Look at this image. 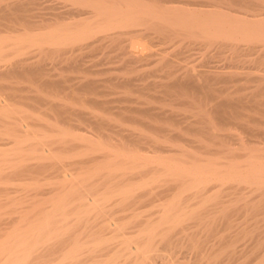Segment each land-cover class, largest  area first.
I'll return each mask as SVG.
<instances>
[{
  "label": "bare ground",
  "instance_id": "6f19581e",
  "mask_svg": "<svg viewBox=\"0 0 264 264\" xmlns=\"http://www.w3.org/2000/svg\"><path fill=\"white\" fill-rule=\"evenodd\" d=\"M46 1L48 2L50 0H5L4 3H0V26L3 27L0 28V32L4 33L2 34L4 36H0V58H2V52L4 54L6 49L11 48H13L11 51L17 50V53H15L13 57L22 53L27 55L24 57L23 55H21L22 57H14V59H11L9 56L10 59L8 58L5 61V64L3 63L4 60L1 59V61H3L1 62L3 63V66L2 69L0 68V75L16 74L21 75V79L23 76H25V78L28 76L31 78L30 80H32L31 83H37V85H47L52 87V89L65 88V79H53V74L50 73L52 77L48 74L51 71H46L47 73L45 72V69L48 70L46 67L44 71H42L44 72L43 75L46 74V78L43 77L42 72L40 73V71L43 70L45 61H43L44 57L41 58L38 54L49 49L50 47L47 45H51L53 49L59 53H56L57 56H54L53 59H59L64 62L69 60L68 67L72 66L73 68H80V65L82 66L81 60H78L76 56L78 55L79 58L80 53L82 54L84 50L91 51L96 49L94 43L101 38L93 40L91 36L93 34L95 35V32L97 31L103 32V35L100 36L99 34L102 38L106 37L119 40L122 36H127V39L130 41V47L119 46L117 48H127L128 51H134L136 49V51H138L146 48L147 41L145 38L151 34L150 31H148L149 29H153L151 31L163 34V36H168L172 33H181L186 37H200V39L202 38L205 42H226V45L227 43H230L231 45L229 44V46L232 51L239 49L237 48L239 42H261L264 45V0H194L197 2V5L203 6L202 8H197L196 6V8H189L188 6L187 8L178 6V4L165 5V3L172 0H67L68 4H71V6L68 5L69 7H67V1L65 2L66 6H64V8H62L60 4L61 7H59V5L56 7L55 5V8L53 5H50L47 6V8H50V10L54 9L52 12L50 11L46 14H40L41 16H37V13H34L35 7ZM187 1L189 0H185V3H187ZM21 4L23 6L24 4L31 6L30 8H27L28 6L26 7L25 5L24 9ZM17 6L23 8V10L18 9L20 12H23L20 13L16 10L15 7ZM47 8L44 7L46 10ZM32 9L34 10L33 12L31 11ZM15 11H18L19 13L17 12L18 14L14 15L13 12ZM51 22H57V25L61 24L63 26L58 25L56 28L51 27L52 29H48L47 27L45 29L44 25L42 27L45 30H41L42 27L40 28V24H46L47 26V24ZM28 24L31 25L32 28L29 27L30 29H27L26 27ZM19 25L26 27L21 28L22 26L20 27ZM34 25L35 27L33 28ZM72 25L74 27H68ZM87 36H89L92 41L83 42L87 39ZM89 37L87 40H90ZM34 45H36V50L39 53L37 52L38 54H34V56L32 54L28 55V53H31L28 52V49L30 51L31 48H35L33 47ZM252 48L253 47H249L248 49L251 50L248 51H252ZM262 50H264V46H262ZM12 52L14 53V51ZM149 54L150 53H148V55ZM35 56H37V59L32 60ZM185 56H187V54ZM232 57L229 55L230 59H234L236 56L234 55ZM131 59L132 57L130 60H124L125 66L128 65L127 62H130ZM161 61H163L166 66L172 65L169 64L171 61L165 56L161 57L160 62ZM56 62H51V64H54L53 67L58 65V62L57 64ZM163 67H165V65ZM164 69L165 74L167 75L164 76L167 77L168 80L159 83V86L164 88L163 91L168 98L164 101L167 100V102H169L172 99L174 100V97L177 96V98L183 99V101H186L187 103L191 102L190 104L186 103L187 106H191H184V109L183 107L181 108L182 110L193 113L192 115H196L195 117L197 120H202V123H200L201 121L199 122L193 117L195 118L193 124L197 123L195 126H198L199 123L200 126L192 127L193 130L201 133V136L205 133L223 138L217 133L218 129L216 127V125L221 126L222 124L242 127L243 131H247V137L264 135V125H260V127L258 124L252 126L254 124L249 123L251 125H248L247 123V121L255 119V117L256 119L257 117L261 119L264 116V102L261 100L256 102L257 98L256 100L254 99L256 95L251 97V99L257 103L256 105H254L255 103L253 105H247L245 102L246 100L244 101V97L241 95H237L238 97L234 96L233 93L224 92L222 98L217 99V94L215 95L214 92L219 90V88L216 89L213 87L215 85H213L212 82H209V78L204 71H193L192 69L187 68V71L184 70V75L176 76L173 75L171 67H168L167 70L166 68ZM231 72L233 71H230V74L229 72H226L227 74H220V72H218L219 74H214L212 77L216 79L218 78L223 82V80L226 81V78L228 80L231 76L232 78L235 77V72L234 74ZM248 77L250 78V76ZM243 78H245V76ZM263 78L261 76L260 80ZM199 79H202L203 81L200 82ZM246 79H248L247 75ZM123 83H125L126 86L129 85L126 90H128V93L131 92V85L133 84L132 80L127 78L123 80ZM95 84L96 83L93 79L87 77L83 81L81 80V82L77 83V85L67 87L69 89L68 96L81 102L79 105L73 104L74 106H70V103L69 106H63L60 102H63L65 99L60 96L59 100L62 101H57V103L53 101L50 102L54 104L55 113L58 117L70 122L75 120V118L77 119V117L79 118L85 115L86 112L83 110V107H85V104L87 103L106 105L107 101L104 99L99 100L95 96L90 97V95H86L87 93L84 94L86 90H92L95 88ZM2 88L4 89L5 87L2 85ZM141 88H143V86ZM156 88H158V86ZM175 88H179V91H173ZM82 90L83 92L80 93ZM187 90H195V92H192L194 95H189V97L186 93ZM4 91L6 90L4 89ZM90 92L92 93L93 91ZM104 92L106 93V91ZM95 94L98 96L97 92H95ZM11 95H0V97L2 98L3 96L6 99ZM128 95L131 96L133 94L131 92V94ZM41 96L43 95H40V98ZM55 96L58 97V95L51 94L46 97H49L47 98L49 100L51 99L50 97L54 98ZM130 96L124 98L131 100ZM245 97L249 98L246 95ZM101 98L103 97L101 96ZM197 99L202 102L200 101L198 104L195 103L197 102ZM109 101L111 100L109 99ZM115 101H117V99ZM3 103L0 105V117H3L8 122L10 119L14 120L15 127L12 126V128H15L14 132L18 133L15 135L13 132V137V134L8 132L13 137V139L11 137L13 145L9 150L11 151L10 153L13 152V154H15V156H13V154L11 156L14 158L12 160L13 163L11 164L12 161H9V163L16 169L23 168V166L26 165L24 158L27 160L29 157L27 156L29 155L28 152H26L27 154L24 157L23 154H21L22 151H29L30 153L37 154L39 160H50L54 165L58 166L59 164L58 167L62 169L65 165L64 163H66V161H63L64 163L62 162V155L59 152L58 154L53 149L46 148L48 144L45 146L46 141H50V139L52 140L55 137H60L63 141L64 137H68L71 140H84L90 144V149L92 150H106L107 148L101 142H93L86 136L83 137V135L81 137L78 135L79 133L76 135L74 134L75 132L72 133V131H54L55 127L52 126H54L53 124H55L56 121L49 124L51 126L50 130H53L51 133H46L49 131L39 134L31 133V130H33L32 132L36 131L30 120L33 119V117L30 115H21L22 110L18 105V110H14L17 107L13 105V103ZM169 103L171 104V102ZM65 104L67 103H64V105ZM12 105L14 106V109L11 108L13 107ZM48 107L51 108V104ZM108 109L110 108L108 107ZM119 109L121 110L120 115H124V113L126 114L133 110L141 114L145 112L142 109H139L138 106L136 108L124 106ZM176 110L177 108L170 109L171 112H168L169 115L167 117L173 119L177 114ZM245 110H250L255 114H249L245 112ZM117 113L119 114V112ZM132 113L133 112H131V114ZM88 114L89 113H87V115ZM92 116H94L93 122L97 127L100 128L106 124V117H102V115L97 112H93ZM118 116L119 115H117V117ZM87 119H89V117ZM262 119H264V117ZM83 120L86 121L85 118ZM122 121L120 120V122ZM35 122L36 121H34V123ZM156 122L158 123V121ZM133 123L136 124L135 122ZM260 123L262 124L263 122L260 121ZM0 125L2 126L3 124ZM128 125L130 124H127V127ZM162 126L158 124L154 127L158 130L165 127ZM188 126H190V124ZM28 128H30V131H28ZM162 132H164V130ZM119 137L121 138L120 135ZM241 139L239 140V143L240 141L242 142ZM133 141L135 140L133 139ZM157 141H160V139L156 138L155 143ZM243 141V143L239 144L241 145L240 148H245L246 146L244 147L243 145L245 141L248 143L249 140L243 139ZM200 142L206 145L203 139ZM164 143H166V141ZM222 143L224 142H219L220 147H223L226 154L230 153V156L235 154L234 148L227 147V143L226 145H223ZM149 144L152 143L149 142ZM110 148H112V146ZM110 148L108 150L112 156L105 161L103 160L104 162L97 163L92 169L87 170V166L86 171H80L75 174L74 172H70V174L69 172H66V175H74L73 177L71 176L72 178L68 177L60 180L57 191L55 192L56 197L52 195L55 197L56 203L50 211H40V207L38 208L36 206L40 212L36 213L37 216L34 219H32V214L35 213L36 209L30 210V208L28 210L29 212L25 211L26 213L22 216V220L26 224L23 221L22 222L25 224L24 226L22 222L16 223L17 225H14L15 227L13 226V230L6 236L4 235L5 237L0 240V264H264V149L260 147L250 149L252 154L248 156V158L246 157L247 160L245 161H237L231 159V157H228L227 159L225 158L226 161H220L216 158L217 156L210 158L208 154V158L205 156L206 152L204 154L202 151H198V154L203 153L206 159L201 158L199 160H194L195 158L193 157L194 159L190 158L192 162L186 163L185 160L175 157H163L159 154L158 156L154 155L155 157H147L135 154L137 152L134 151V153H129L120 150L122 147L119 150L117 148ZM0 151L3 152V149H0ZM195 151L194 154L197 155V152ZM5 153L7 154V152ZM68 155L73 157L81 155V152ZM68 155L67 157L63 155V160L64 158H69ZM2 156L3 155H1V157ZM30 156L33 155L31 154ZM33 157L35 158L36 156ZM224 157L227 156L224 155ZM0 162H2L0 163L1 165L3 164L1 167H4L5 162H3V157ZM71 163L83 164L84 161L77 159ZM43 164L44 163H40L38 166L40 167ZM3 172L5 171H2L1 173ZM136 176H138V178H134ZM37 184L36 186H39ZM242 187H246L245 189H247V191L244 192ZM252 196L258 199H254ZM253 199L254 202H252ZM240 212L241 215L244 216L245 221L239 222L238 219L240 218ZM248 221L251 223L249 224ZM261 223L263 230L257 232L256 229ZM7 231H9V229ZM246 237L250 239L251 242L250 246H248V250L251 248L252 251V257L249 255L250 258L245 256V258L242 257L246 252L244 251L243 253V248L240 249L238 245L240 244L238 243L240 238H243L241 240H244ZM246 256H248V252L246 253Z\"/></svg>",
  "mask_w": 264,
  "mask_h": 264
},
{
  "label": "rangeland",
  "instance_id": "374dc122",
  "mask_svg": "<svg viewBox=\"0 0 264 264\" xmlns=\"http://www.w3.org/2000/svg\"><path fill=\"white\" fill-rule=\"evenodd\" d=\"M4 1L5 0H0V3L1 2L4 3ZM66 1L67 0H58V1L57 0H55V1L54 0H50L48 2L46 1V2L42 3L43 5L42 4H40L38 6L36 5L37 7H35V12L34 13H37V16H38L40 14H46L47 12H50V11L52 12L54 9L50 10V8H47V6H50V5H53V7L56 5V7H58V5L60 4L62 6V8H64V6H66V5H67V7L71 6V4H68V1H67V4L65 5ZM182 3H184V4H182ZM187 3H185V0H184V2H183V0H172L170 2L165 3V5H177L178 4V6H182V7H187L188 6L189 8H192V7H194V8H196V7L197 8L198 7L202 8L203 7V6L197 5L196 4L197 2L194 1V0H189V1H187ZM25 5L26 4H24V6L22 5V7L24 8ZM60 5H59V7H61ZM30 6L31 5H26L27 8H30ZM17 7H15L16 10H18V9L23 10V8H20V6L18 8ZM44 7H46L47 10L44 9ZM33 9L31 10L32 12L34 11ZM17 12L16 11L13 12L14 15L15 14L17 15L20 11L18 13ZM21 12H23V11H21ZM38 12H40V13H38ZM36 19H38V18H36ZM51 23H49L50 25L47 24V26H46V24H43V25L40 24V28L42 26H44V25H45L44 26L45 29L47 27H48V29H52L51 27L56 28V27H58V25L59 26H63L61 24L57 25V22H51ZM19 26L20 27L22 26L21 28L26 27V26H23V25H19ZM29 27L32 28L31 25L28 24L26 28L30 29ZM34 27H35V25L33 26V28ZM38 27H39V25H38ZM68 27H74V26L72 25V26H68ZM0 28H3V27L0 26ZM45 29H43V27H42L41 30H45ZM151 30H153V29H149L148 30V31H150L151 34L150 35L148 34L149 35V36H147L148 38L147 37L145 38L146 41H147L146 42V48H144L142 50H138V51H136L137 49L134 50V51L133 50L132 51H128L127 48H125V49H118L117 48L119 46H124V47L127 46L128 47L130 45V41L127 39L128 38L127 36H122L121 38H119V40L118 39L114 40L112 38L109 39V38H106V37L105 38L100 37L101 35H103V32H98L97 31V32H95V35L91 34L92 35L91 38L93 40L99 39V38H101V39H99V41L96 40V43H94L96 45L95 46L96 47V49H95L96 51L95 50H91V51L84 50L82 52V54L80 53L79 58H78V55L76 56L78 60H81L82 66L80 65V68H73L72 66L68 67L69 66L68 65L69 64L68 63L69 60L64 62V61H61L59 59L58 60L57 59H53V57L54 56L56 57L57 54H59V53L57 51H55V49H53V47L51 45H47L50 48L47 49L46 51L41 52L40 54H38L39 52L36 50V47H35L36 45H34L33 47H35V48H31L30 51L28 49V52H31V53H28V55L32 54L34 56V54H36V55L38 54L39 57H41V58L44 57L43 61H45V66H44L43 70L40 71V73L42 71H44V69L46 67L48 70L45 69V72L46 71L47 72L51 71L48 74H49L50 77L53 76L52 77L53 79H55V78H57V79L64 78L65 79V83H64V85L66 86L65 88H57V89L54 88L55 89L54 90V89H52V87L47 86V85H43V84L42 85L41 84L37 85V83L36 84L35 83H31L32 80H30L31 78L28 77V76H26V78H25V76L22 75L23 77L21 79V75H16V74H14V75L13 74H7V75H3V76L0 75V95L8 96V94L9 95L12 94L10 96L11 98L8 97V98L5 99L3 96H2V98L0 97L1 103H3V102H5V103L9 102L11 104L13 103V105H15L16 107L18 105L21 108V110H22L21 115L24 114V115H30V116L33 117V119H30V120L32 121V126L34 127V130H36V131L32 132L33 130H31V131L29 130L32 126L30 128H28V131H30L31 133H36V134H39V133H42V132H46V131H49V132H46V133H51L53 130H50L51 126L49 124H52V123H54V121H56L55 124H53L54 126H52V127H55L54 131L55 130L56 131H62L63 130L65 132L72 131V133L75 132L74 134H76V135L79 133L78 135H80L81 137H82V135H83V137L86 136L88 139L92 140L93 142L94 141L95 142H101L107 147L106 150L105 149H98V150H94L93 149L92 150V149H90V144H88V142H86L84 140H81V139H79V140L78 139H72L71 140L68 137L67 138L64 137V141H63V139H61L60 137H55L54 136L55 138H53L52 140L50 139V141H46L45 146L48 144L46 146V148L48 147V149H53L57 153L59 152L62 155V158H61L62 162L66 161V163L63 162L65 165H64V167L62 169L60 167H58L59 164H58V166L54 165L53 163H51L52 161L50 162V160L49 161L48 160H44V161L39 160L38 157H37V154L30 153L29 151H22V153H21V154H23L24 157L27 154L26 152L29 153V155H27V156H29L27 158V160H26V158H24L25 159L24 161H26L25 162L26 165L23 163L25 165V166H23V168L16 169V168L13 167V165H11L13 163L12 160L14 158L11 157L13 152L10 153L11 151L9 150L12 147V145H13V142H11V140L13 139L14 133H15L14 132L15 128H12V126L15 127L14 126V120L10 119L9 122H8L3 117H0V119H1L0 120V124H3L2 126L5 127V128H3L0 125V127H1L0 128V149H3V152H1L2 150L0 151V161H2V157H3V162H5L4 167H1L3 164L2 165L0 164L1 172L5 171L3 173L0 172V199H1L0 200V237L2 235L0 240H2L3 237H5L9 232H11L13 230V228L17 225L16 223H19V222L23 221L22 220V216L24 215V213L29 212L28 210L30 208H31L30 210H33V209L35 210L36 209L35 213L33 212L35 215L32 214V216H33L32 219H34L37 216L36 213L40 212L41 210L50 211V209L56 203L55 192L57 191V187L59 186L58 184H59L60 180L62 178H68V177L72 178L75 173H78L80 171H86V167L87 166H88L87 170H90V169L93 168V166L97 165V163L99 164V163L104 162L105 160L109 159L110 156H112V154H110V152L108 150L111 146H112V148H110V149H116L117 148L119 150L122 147L120 150H123L125 152H129V153L137 152L135 154H139V155H143V156H147V157H155L156 155L158 156V154L162 155L163 157H169V158H174L175 157V158H178V159H181V160H185L186 163L192 162V160L190 158H192V159L195 158L194 160H199L201 158L202 159H206V157L209 158V156H210V158H214V157L217 156L216 158L218 160H220V161H224V160L226 161V159L228 157H231V159H234V160H237V161H240V160L241 161L242 160L245 161V160H247L248 156H250L252 154L250 149L259 148V147L264 149V135H255V136H250L249 135L251 138L247 137L248 136V134L246 135L247 131L244 130V131H246V132H244L242 127L237 126V125L236 126L235 125H230V124H222L221 126L220 125H216V127L218 129L217 133H219L223 138L215 137V136H212L210 134H205V133H203L204 135L201 136V133H198L197 131L193 130V128H192V127L200 126L199 123H198V126H195L197 123L193 124L194 120L196 118L195 117L196 115H192L193 113L185 111V110H182V108H181V107H183V109H184L185 108L184 106H187V104L189 102L187 103L186 101H183V99L177 98V96H175L174 100L172 99V100L169 101V102H171V104H173V105H171L169 102H167V100L164 101L165 99H168V98L166 97L165 92L163 91L164 88L159 86V83L161 81L163 82L165 80L166 81L168 80L167 77L164 76V75H166L164 68H166V70H167L168 67L169 68L171 67L172 68L171 70L173 71V75H176V76L177 75L181 76L183 73H185V71H187L186 69L188 68V69H192L193 71H200V70L204 71V73L209 78V82H212L213 85H215L213 87H215L216 89L219 88V90L222 91V93L219 90L214 92L215 95L217 94L216 95L217 99H219V98L221 99L222 96H223V93L226 92V93H231V94L233 93L234 96H237V95L240 96L241 95L242 97H244V101L246 100L245 102H246L247 105H253L255 103L251 99V97L253 95H256L255 98H254L255 100L257 98L256 102H258L260 100L264 102V78H263V76H264V73H263L264 72V50H262V46H264V45L261 42H253V43L239 42L237 44V46H238L237 48H239L240 50L238 49L236 51L235 50L232 51L231 47L229 46L230 43H227V45H226V42L225 43H222V42H209V41L205 42V40H202V38L200 39V37H198V38L197 37H195V38L194 37H189V36L186 37L184 34L182 35L181 33H175V34L172 33V34H169L168 36L167 35L163 36V34H158V32H155V31L153 32ZM2 34H4V33L0 32V36H4ZM16 34H18V33H16ZM99 34H100V36H99ZM160 35H162V36H160ZM89 36H87V39H88ZM184 38H185V40H184ZM87 39L84 40L83 42L92 41V39H90V37H89L90 40H87ZM195 39H197V40H195ZM101 42H103V43H101ZM99 43H100V45H99ZM182 43H185V44H182ZM97 45L101 46V47H98ZM187 46H188V48H187ZM246 46H247V48H246ZM66 47H69V46H66ZM249 47H253L252 48L253 50L250 51V52L248 51V50H251V49H248ZM219 48H221V49H219ZM11 49H13V48H11ZM11 49H6L4 51V54L2 52V54H1L2 58H0V65H1L0 68L1 69H2L3 63L5 64V61L9 58V56H10L11 59L12 58L14 59V57L15 58L22 57L21 55H23V57L27 56L24 53H22V54H17L16 56L13 57V55L15 53H17V50H12V51H14V53H13L11 51ZM32 50H33V52H32ZM7 52H10V53H7ZM11 52H12V54H11ZM148 53H150V54L148 55ZM250 53H252V54H250ZM186 54H187L188 57L185 56ZM3 55H6V56H3ZM85 55H87V56H85ZM88 55H89V57H88ZM229 55H230V57H232L234 55L236 57H234V59H230ZM162 56H165L166 58H168L171 61V62L169 61L170 62L169 64H172V65L166 66V64H164V62H163L164 61L163 59H162L163 61L160 62V59H161ZM93 57H94V59H93ZM131 57H132L131 61L127 62L128 65L126 64L128 67L125 66L124 60H127V59L130 60ZM1 59L4 60V62L1 61ZM35 59H37V56H35V58H33L32 60H35ZM171 59H173V60H171ZM201 59H202V62H201ZM56 61L58 62V65H55L57 67H55V66L53 67L54 64H51V62L54 63ZM1 62H3V63H1ZM57 62H56V64H57ZM85 62H88L89 64L85 63ZM177 63H178V65H177ZM236 63H239V64H236ZM164 65H165V67H163ZM213 65H214V67H213ZM51 66H52V68H51ZM92 66H93V68H92ZM229 66H231V67H229ZM83 67H85V68H83ZM168 70H170V69H168ZM215 71H217V72H215ZM230 71H233V72H231L232 74H234V72H235V75H234L235 77L232 78V76H231L232 74H231L230 75L231 78L229 77L228 80L226 78V81L223 80V82H221L222 80H220L218 78H217L218 79L217 80L216 78L212 77V75L217 74L218 72H220V74H222V73L225 74L226 72H229V74H230ZM53 72H55V73H53ZM43 73L44 72H42V75H43ZM50 73H52L53 75L51 76ZM128 74H130V75H128ZM12 75H13V78H12ZM55 75H56V77H55ZM246 75H247L248 79H246ZM4 76L7 77V78H5ZM199 76H201V75H199ZM244 76H245V78H243ZM248 76H250V78ZM261 76H262L263 79L260 80ZM43 77L46 78V74H44ZM87 77L90 78V79H93L96 84H95V88H93L92 90L91 89L86 90L87 92L85 91L84 94L87 93L86 95H88V96L90 95V97L95 96L99 100L104 99L105 101H107L106 105H101V104L99 105V104H92V103H90V104L87 103L89 105L85 104V107H83V110L86 113H85V115L83 117L85 118L86 121L83 120L84 119L83 117H79V118L77 117L78 120L75 118V120H72L73 122L72 121L69 122V121L60 119L58 117V115L55 113V106H53L54 104H52L50 102L53 101V102L57 103V101L58 102L62 101V100H59V96H60V97H63V99H65V100H63V102L67 103V104L64 105L63 102H60V103L63 104V106H66V105L69 106L70 103H71L70 106H74L73 104L79 105V103H81V102H79V101H77V100H75V99H73V98L68 96L69 89L67 87L72 86V85L73 86L77 85V83L81 82V80L83 81ZM153 77H154V80H153ZM3 78H5V79L2 80ZM127 78L131 79L132 83H133L131 85V89H132L131 92H132L133 95H131V96L128 95V94H131V92L128 93L127 92L128 90H126L127 86L129 87V85L126 86V84L123 83V80L127 79ZM136 78H137V80H136ZM202 78H203V76H202ZM210 79H212V80H210ZM199 80H200V82L203 81L202 79H199ZM6 81L9 82V83H7ZM2 85H3V87H5L4 89L6 91H4V89L2 88ZM120 86H122V87H120ZM136 86H137V89H136ZM142 86H143V88H141ZM146 86H147V88H146ZM157 86H158V88H156ZM100 87H101V89H100ZM48 88H50V89H48ZM251 90H252V92H251ZM90 91H93L92 92L93 94ZM104 91H106V93ZM173 91H179V88H175ZM240 91H242V92H240ZM81 92H83V90L80 91V93ZM95 92H97L98 96L95 94ZM192 92H195V90H193V91L192 90H187L186 91L188 96L189 95L191 96L193 94ZM235 93H237V94H235ZM50 94L51 95H58V97H56V96L54 98L50 97L51 99L48 100L47 98H49V97H46V96H49ZM143 94H144V96H143ZM40 95H43V96H41V98H40ZM245 95L247 97H249V98H246ZM101 96L103 98H101ZM126 96H128V97L130 96L131 100L125 99L124 97H126ZM36 97H38V98H36ZM105 98L106 99L108 98V99L106 100ZM258 98H259V100H258ZM109 99L112 102L109 101ZM113 99H114V101H113ZM116 99H117V101H115ZM124 99H125V101H124ZM189 101H191V100H189ZM200 101L201 100L197 99V102H195V103L198 104V102H200ZM1 103H0V105H1ZM49 103L51 104V106H52L51 108H53V109L48 107L50 105ZM256 104L257 103H255L254 105H256ZM77 105H75V106H77ZM114 105H115V107H114ZM27 106H29V107H27ZM124 106L130 107V108H136L138 106L139 109H142L145 112L141 114V113H138V112L133 110V111H131V112H133L132 113L133 115L131 114V112H127L126 114L124 113V115H122V114L120 115V111L121 110L119 108L120 107H124ZM143 106H145V107H143ZM188 106H191V105H188ZM104 107H105V110L107 108L106 111L104 110ZM108 107L110 109H108ZM261 107H263V106H261ZM11 108L14 109V106L11 107ZM91 108H93V109H91ZM102 108H103V110H102ZM172 108L173 109L177 108V110H176L177 111V114H176L177 117L175 116L173 119H169L167 116L171 112L170 109L172 110ZM16 109L18 110V107L15 108L14 110H16ZM108 110H110V111H108ZM93 112L99 113L104 118L106 117L107 121H106V124H104L102 126L103 128L102 127L99 128V127H97L94 124V122H93L94 116H92ZM117 112H119V114ZM164 112H166V113H164ZM245 112H247L249 114H255L254 112H252L250 110H245ZM87 113H89L88 114L89 116L87 115ZM156 113H157V115H156ZM106 114H108V115H106ZM115 114L119 115L120 117L119 116L117 117V115H115ZM87 116L89 117V119H87L88 118ZM90 116H92V117H90ZM114 116H116L117 118L114 117ZM25 117H27V116H25ZM137 117H138V119H137ZM193 117H195V118H193ZM131 118H132V120H131ZM46 119H47V121H46ZM261 119L259 117H257V119H256V117H255V119H251V120L247 121V123H248V125L254 124L252 126H256L257 124H258V126H260V125L262 126V125H264V119H262V120ZM33 120L36 121V122L34 123ZM80 120H81V122H80ZM118 120H119V122H118ZM120 120L121 121L123 120V121L120 122ZM196 120H197V118H196ZM115 121H117V122H115ZM124 121H126V122H124ZM156 121H158V123ZM188 121H189V123H188ZM197 121H199V120H197ZM200 121L199 122L202 123V120H200ZM216 121H217V119H216ZM260 121L263 122V123L261 124ZM133 122H135L136 124H134ZM140 123H141V125H140ZM245 123H246V121H245ZM249 123H251V124H249ZM56 124H58V125H56ZM127 124H130V125H128V127H127ZM158 124L161 125V126L163 125L166 128L162 126L163 129L156 130V128L154 126L158 125ZM189 124H190V126H188ZM7 126H10V127H7ZM116 126L118 127V129H117ZM183 127H185V128H183ZM8 128L10 130L11 129H13V130L10 131ZM70 128H72V129H70ZM97 129L99 130V132H98ZM135 129H137V130H135ZM142 130H143V132H142ZM163 130H164V132H162ZM146 131H147V133H146ZM8 132L10 134H13V137ZM143 133H145V134H143ZM16 134H18V133H15V135ZM119 135L121 136V138L119 137ZM229 135H230V137H229ZM164 136H166V137H164ZM11 137H12V139H11ZM156 138L160 139V141H157L155 143V139ZM133 139L135 141H133ZM148 139H150V140H148ZM200 139L201 140L203 139L204 142L206 143V145L204 143L200 142L201 141ZM240 139L242 140V142L240 141V143H239ZM243 139L249 140L250 142L248 141V143H246L247 141H245L243 146L244 147L246 146V147L245 148H240L241 145H239V144L244 142ZM165 141H166V143H164ZM198 141H199V143H198ZM121 142H123V143H121ZM149 142H151L152 144H149ZM153 142H154V145H153ZM219 142L220 143L224 142V143H222L223 145H226V143H227V145H226L227 147L234 148L235 149V151H234L235 154H233L231 156H230V153L226 154L225 153L226 151L223 149V147H220ZM146 143H147V145H146ZM160 143H161V147H160ZM250 144H252V145H250ZM109 145H110V147H109ZM113 145H114V148H113ZM233 145H234V147H233ZM204 146L205 147L208 146V147L205 148ZM37 148H40V147H37ZM7 150H9V151H7ZM194 151L197 152V155L194 154ZM198 151L199 152L202 151L204 154L206 152V154H207V155L205 154L206 157L204 156L203 153L198 154ZM5 152H7V154ZM76 152H81V155H77V156H73V157L68 155V154H71V153L73 154V153H76ZM103 152H105V153H103ZM1 153H3V154H1ZM4 153H5V155H4ZM213 153H214V155H213ZM31 154L33 156H36L35 157L36 159L33 156H30ZM208 154H209V156H208ZM1 155H3V156L1 157ZM63 155L65 157H67V155H68L69 158H64V160H63V157H64ZM104 155H105V157H104ZM224 155L227 156V157H224ZM13 156H15V154H13ZM196 156H197L198 159L196 158ZM235 156H236V158H235ZM9 157H11V158H9ZM100 157H101V159H100ZM77 159L83 160L84 161V163H83L84 165L83 164H72L71 163L72 161L77 160ZM4 160H6L7 162L4 161ZM9 161H12L11 164L9 163ZM45 162H46V164H45ZM0 163H2V162H0ZM37 163H39V164L40 163H44V164L39 167L38 166L39 164H37ZM60 163H61V160H60ZM83 167H85V168H83ZM14 170H16V171H14ZM63 172H65V173H63ZM66 172H69V174H70V172L71 173L74 172V174L73 175L72 174L71 175H69V174L66 175ZM134 178H138V176H136ZM36 184L39 185V186H36ZM245 186H246V184H245ZM246 187H244V188L242 187L244 192H246L247 189H248V187H247V189H245ZM52 195L55 196V197H53ZM252 197L254 198V196H252ZM254 199H258V198H254ZM254 199H253L252 202H254ZM36 206L38 208L40 207L39 208L40 211H39L38 208H36ZM239 217L242 218V219H240V218L238 219L239 222L240 221H245L244 220L245 218H244L243 215H241V212L239 213ZM248 222H249V224L251 223L250 221H248ZM24 223H23V226L26 224V223L25 224ZM259 225L260 226L256 229L257 232L263 230L262 223L259 224ZM8 229H9V231H7ZM3 232H5L6 234L3 233ZM241 239H243V238H240V240L238 242V243H240V244H238L239 248L240 249L243 248V253H244V251L246 253L248 252V256H246V253H244L242 255V257L243 258H245V257L250 258L249 255H251V252H252L250 247H249L250 249L248 250V246H250V244H251L250 239H248L247 237L244 240H241ZM251 257H252V255H251Z\"/></svg>",
  "mask_w": 264,
  "mask_h": 264
}]
</instances>
